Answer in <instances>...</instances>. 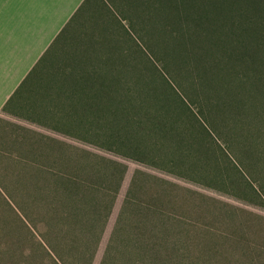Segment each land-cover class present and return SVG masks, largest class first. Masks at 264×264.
<instances>
[{
    "label": "rangeland",
    "instance_id": "rangeland-1",
    "mask_svg": "<svg viewBox=\"0 0 264 264\" xmlns=\"http://www.w3.org/2000/svg\"><path fill=\"white\" fill-rule=\"evenodd\" d=\"M34 77L100 121L7 128L0 264H264V0H92Z\"/></svg>",
    "mask_w": 264,
    "mask_h": 264
},
{
    "label": "crops",
    "instance_id": "crops-1",
    "mask_svg": "<svg viewBox=\"0 0 264 264\" xmlns=\"http://www.w3.org/2000/svg\"><path fill=\"white\" fill-rule=\"evenodd\" d=\"M91 1L0 0V144L9 126L42 121L83 135L99 124V97L104 90L55 82L41 90L43 102L31 99L37 93L32 87L37 79L35 70ZM64 75L58 79L87 78L80 74L77 78L69 73ZM31 80L33 85H29ZM87 96L97 97V120L93 123ZM0 150L8 152L6 148L0 147Z\"/></svg>",
    "mask_w": 264,
    "mask_h": 264
},
{
    "label": "trees",
    "instance_id": "trees-1",
    "mask_svg": "<svg viewBox=\"0 0 264 264\" xmlns=\"http://www.w3.org/2000/svg\"><path fill=\"white\" fill-rule=\"evenodd\" d=\"M183 1H185V0H183ZM195 1H196V0H195ZM183 3H185V2H183ZM188 7L190 8L189 5H188ZM47 55H48V54H47ZM45 58H46V57H45ZM44 60H45V59H44ZM39 66H40V65H39ZM36 71H37V69L35 70V73H36ZM100 98H101V96H100ZM111 102H113V101L110 100V103H111ZM114 110H115V109L112 108V109L107 110V111H108V112H115Z\"/></svg>",
    "mask_w": 264,
    "mask_h": 264
}]
</instances>
